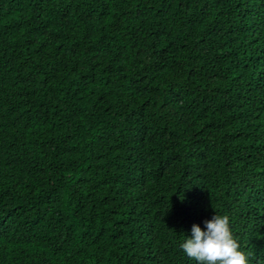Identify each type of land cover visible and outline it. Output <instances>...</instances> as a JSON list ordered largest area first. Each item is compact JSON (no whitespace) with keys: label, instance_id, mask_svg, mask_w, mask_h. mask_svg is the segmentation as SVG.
<instances>
[{"label":"trees","instance_id":"trees-1","mask_svg":"<svg viewBox=\"0 0 264 264\" xmlns=\"http://www.w3.org/2000/svg\"><path fill=\"white\" fill-rule=\"evenodd\" d=\"M216 213L264 264V0H0V264H198Z\"/></svg>","mask_w":264,"mask_h":264},{"label":"clouds","instance_id":"clouds-1","mask_svg":"<svg viewBox=\"0 0 264 264\" xmlns=\"http://www.w3.org/2000/svg\"><path fill=\"white\" fill-rule=\"evenodd\" d=\"M230 223L228 214L216 213L204 221L206 230L194 224L191 237L186 238L180 248L198 264H250L254 253L242 249Z\"/></svg>","mask_w":264,"mask_h":264}]
</instances>
